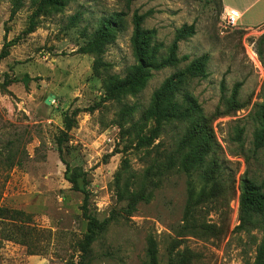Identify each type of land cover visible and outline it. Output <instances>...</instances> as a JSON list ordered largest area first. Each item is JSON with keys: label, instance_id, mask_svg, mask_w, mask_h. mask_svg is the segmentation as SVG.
I'll return each instance as SVG.
<instances>
[{"label": "rangeland", "instance_id": "obj_1", "mask_svg": "<svg viewBox=\"0 0 264 264\" xmlns=\"http://www.w3.org/2000/svg\"><path fill=\"white\" fill-rule=\"evenodd\" d=\"M135 15L161 58L182 26L194 25L196 34L180 42L178 64L148 68L142 85L100 105L110 79H124L138 65ZM226 15L219 0H0V208L25 211L34 228L21 244L7 239L13 228L0 218V264H150L152 243L157 264H255L264 209L244 222L241 195L244 180L264 194V147L254 146L264 103V25L231 26ZM103 20L115 22L109 42L78 53ZM204 54L207 77L187 76L182 94L217 115L220 148L189 173L177 161L146 176L153 157L177 148L185 127L165 125L149 154L140 139L155 127L147 116L153 96ZM237 84L244 107L232 111ZM74 110L81 111L78 125L61 154L58 140ZM64 161L90 190L91 213L103 224L83 258L85 195L73 190Z\"/></svg>", "mask_w": 264, "mask_h": 264}, {"label": "trees", "instance_id": "obj_2", "mask_svg": "<svg viewBox=\"0 0 264 264\" xmlns=\"http://www.w3.org/2000/svg\"><path fill=\"white\" fill-rule=\"evenodd\" d=\"M223 8L222 1L219 0ZM119 22V21H118ZM115 23V22H114ZM114 23L110 20H103L96 29L90 42L80 48L78 53L93 54L101 51V49L109 42V37H112ZM143 18L135 15V31L133 35V44L135 47L138 65L134 66L128 76L124 79L117 80L111 78V82L107 85L108 94L101 101L100 105L110 101L119 99L121 94L135 90L142 85L148 76V68L161 69L168 66L178 64L181 59L178 57L179 44L181 41L193 37L196 34L194 25H184L177 32L175 40L170 48L169 55L166 58L158 56L159 49L157 45H153V37L149 31L142 28ZM34 30V25L30 27V32ZM260 44H264V35L260 39ZM11 46V45H9ZM6 54V53H5ZM182 60H189V56H184ZM210 55L204 54L195 58L185 70L178 71L169 77L162 86L155 92L151 106L148 110V118L154 119L155 127L150 136L142 137L140 145L147 148L150 154V147L153 142L160 137L164 131L165 125L171 122H179L185 125L184 133L181 136L177 148L174 151L166 154V157H153L151 166L146 171V176H153L155 172L162 169L172 170L179 163L180 168L188 172V167L193 164L206 163L209 156H215L220 146L217 141L213 128L214 116L207 115L197 100L190 94H182L185 87L186 77H202L208 75V64ZM29 77L24 79L25 84L29 83ZM240 84L235 86L232 97L228 100L230 110L236 111L242 109L244 104L239 103L237 96ZM100 105L95 106L87 111L93 112ZM80 110H74L71 114L65 117L66 132L58 140V149L63 154V144L67 141L69 133L78 125V116ZM261 119V129L255 134L254 146L256 150L264 147V103L259 110ZM161 155V154H157ZM178 161V163H176ZM66 173L72 172V177L69 182L75 191L82 192L85 195L84 204L82 207L83 215L88 221V234L85 237L84 244L81 246L82 258L86 254L92 244L95 242L99 231L103 228V224L92 215L90 209L91 192L83 187L79 180V175L70 165L66 163ZM215 161L213 162L214 165ZM190 176V175H189ZM191 178V176H190ZM243 192L241 195V211L244 222L251 219L253 214L263 213L264 209V194L260 193L259 188L248 180L243 181ZM195 193L192 189L191 199H194ZM140 197V193L131 195L130 207H134L135 202ZM0 218L6 221V226L13 228L7 239L19 242L21 244L28 243V239L33 237L34 228L29 225L30 217L23 210L0 208ZM35 254V253H31ZM157 250L152 243L148 249V256L151 258L150 264H157ZM80 261L78 264H83ZM149 264V263H148ZM255 264H264V241L257 249Z\"/></svg>", "mask_w": 264, "mask_h": 264}, {"label": "crops", "instance_id": "obj_3", "mask_svg": "<svg viewBox=\"0 0 264 264\" xmlns=\"http://www.w3.org/2000/svg\"><path fill=\"white\" fill-rule=\"evenodd\" d=\"M227 14L236 13L241 27L264 25V0H221Z\"/></svg>", "mask_w": 264, "mask_h": 264}, {"label": "built area", "instance_id": "obj_4", "mask_svg": "<svg viewBox=\"0 0 264 264\" xmlns=\"http://www.w3.org/2000/svg\"><path fill=\"white\" fill-rule=\"evenodd\" d=\"M227 22L231 26H237L239 25V18L236 13L227 14Z\"/></svg>", "mask_w": 264, "mask_h": 264}, {"label": "water", "instance_id": "obj_5", "mask_svg": "<svg viewBox=\"0 0 264 264\" xmlns=\"http://www.w3.org/2000/svg\"><path fill=\"white\" fill-rule=\"evenodd\" d=\"M51 103H52V97H48V98L46 99V104H47V105H51Z\"/></svg>", "mask_w": 264, "mask_h": 264}]
</instances>
